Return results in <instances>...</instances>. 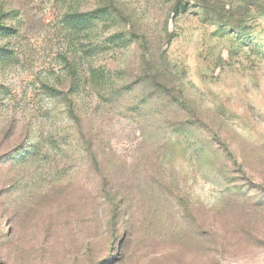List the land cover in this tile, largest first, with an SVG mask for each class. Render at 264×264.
I'll list each match as a JSON object with an SVG mask.
<instances>
[{
  "label": "rangeland",
  "instance_id": "obj_1",
  "mask_svg": "<svg viewBox=\"0 0 264 264\" xmlns=\"http://www.w3.org/2000/svg\"><path fill=\"white\" fill-rule=\"evenodd\" d=\"M0 264H264V0H0Z\"/></svg>",
  "mask_w": 264,
  "mask_h": 264
}]
</instances>
